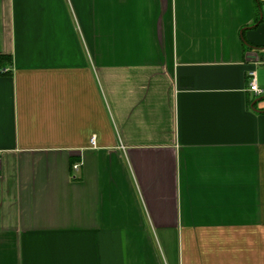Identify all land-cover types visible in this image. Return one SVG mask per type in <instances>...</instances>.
Returning <instances> with one entry per match:
<instances>
[{
	"label": "crops",
	"instance_id": "1",
	"mask_svg": "<svg viewBox=\"0 0 264 264\" xmlns=\"http://www.w3.org/2000/svg\"><path fill=\"white\" fill-rule=\"evenodd\" d=\"M263 51L264 0H0V264H264Z\"/></svg>",
	"mask_w": 264,
	"mask_h": 264
},
{
	"label": "built area",
	"instance_id": "2",
	"mask_svg": "<svg viewBox=\"0 0 264 264\" xmlns=\"http://www.w3.org/2000/svg\"><path fill=\"white\" fill-rule=\"evenodd\" d=\"M260 63L264 64V53L261 56ZM247 77L249 79V83H248L249 91L252 92L254 96H258V95L262 94L263 91L260 88H258V86L256 84V71L254 69L249 70L247 72ZM92 141H93V139H92ZM78 166H79L78 164H75L74 168L77 169Z\"/></svg>",
	"mask_w": 264,
	"mask_h": 264
}]
</instances>
